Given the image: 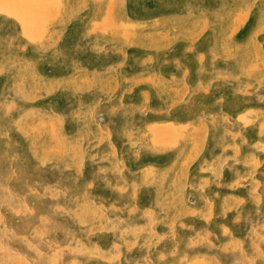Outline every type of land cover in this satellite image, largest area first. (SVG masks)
Returning a JSON list of instances; mask_svg holds the SVG:
<instances>
[{"label": "rangeland", "instance_id": "374dc122", "mask_svg": "<svg viewBox=\"0 0 264 264\" xmlns=\"http://www.w3.org/2000/svg\"><path fill=\"white\" fill-rule=\"evenodd\" d=\"M30 4L0 6V264H264V0Z\"/></svg>", "mask_w": 264, "mask_h": 264}, {"label": "bare ground", "instance_id": "6f19581e", "mask_svg": "<svg viewBox=\"0 0 264 264\" xmlns=\"http://www.w3.org/2000/svg\"><path fill=\"white\" fill-rule=\"evenodd\" d=\"M34 2V0H33ZM223 5V4H222ZM0 6H6V8H8V10L21 14V13H25L26 16L25 20L28 21L31 18V14L32 12V6L30 4V0H28L27 2H25V0H0ZM8 12V11H7ZM53 12V11H52ZM3 13V12H2ZM9 13V12H8ZM29 13V14H28ZM10 14V13H9ZM11 16V15H10ZM33 16H35V14H33ZM36 17V16H35ZM50 17V16H49ZM17 19V17H15ZM34 18V17H33ZM242 18V17H241ZM134 20V19H133ZM243 20V19H242ZM241 20V21H242ZM23 21V19H22ZM23 24V23H22ZM23 29V28H22ZM30 30V27H29ZM94 30V29H93ZM92 30V31H93ZM97 30V29H96ZM24 31V30H23ZM33 32H31L32 34ZM35 34V32H34ZM124 34V33H123ZM26 35V34H25ZM84 36V35H83ZM79 37V36H78ZM35 38V37H34ZM27 45V44H26ZM122 47V46H121ZM46 50V49H45ZM95 52V51H94ZM177 62V61H176ZM120 71V70H119ZM37 73V72H36ZM43 77V76H42ZM241 77V76H240ZM200 80V79H199ZM217 80V79H216ZM196 84V83H195ZM253 90V89H252ZM9 92V91H8ZM2 96V95H1ZM66 103V102H65ZM47 105V104H46ZM23 108V107H22ZM55 109V108H54ZM201 112V111H200ZM245 117V116H244ZM7 119V118H6ZM33 119V118H32ZM167 119V118H166ZM217 119V118H216ZM39 120V119H38ZM9 122V121H8ZM7 122V123H8ZM237 124V123H236ZM90 125V124H89ZM137 126V125H136ZM22 128V127H21ZM119 129V128H118ZM158 129V128H157ZM173 129V128H172ZM23 130V129H22ZM157 131V130H156ZM52 132V131H51ZM22 133V132H21ZM218 134V133H217ZM168 135V134H167ZM176 135V134H175ZM23 136V135H22ZM178 136V135H177ZM34 137V136H33ZM174 138V137H173ZM178 138V137H177ZM61 140V139H60ZM33 141V140H32ZM161 142V141H160ZM34 151V150H33ZM149 154V153H148ZM168 157V156H167ZM65 159V158H64ZM62 160V159H61ZM202 160V159H201ZM157 165V164H156ZM198 165V164H197ZM200 165V164H199ZM159 166V165H158ZM137 176V175H136ZM197 176V175H196ZM41 177V176H40ZM202 177V176H201ZM19 178V177H18ZM264 178V177H263ZM77 182V181H76ZM55 187V186H54ZM154 187V186H153ZM259 187V186H258ZM9 190V189H8ZM61 190V189H60ZM103 191V190H102ZM10 195V194H9ZM76 196V195H75ZM80 198V197H79ZM177 198V197H176ZM56 199V198H55ZM6 200V199H5ZM4 203V202H3ZM83 203V202H82ZM153 203V202H152ZM242 203V202H241ZM62 206V205H61ZM105 206V205H104ZM138 206V205H137ZM191 207V206H190ZM195 207V206H194ZM38 208V207H37ZM56 208V207H55ZM62 210V209H61ZM70 210V209H69ZM28 211V210H27ZM66 213V212H65ZM33 217V216H32ZM215 217V216H214ZM45 219V218H44ZM136 220V219H135ZM141 222V221H140ZM236 222V221H235ZM248 223V222H247ZM156 227V226H155ZM74 228V227H73ZM83 228V227H82ZM197 229V228H196ZM170 232V231H169ZM171 233V232H170ZM42 238V237H41ZM128 238V237H127ZM160 242V241H159ZM33 243V242H32ZM6 244V243H5ZM143 244V243H142ZM127 246V245H126ZM38 247V246H37ZM85 247V246H84ZM34 251V250H32ZM41 251V250H40ZM91 252V250H90ZM6 253V252H5ZM19 254V253H18ZM74 254V253H73ZM127 256V255H126ZM40 257V256H39ZM143 260V259H142ZM64 261V260H63ZM112 261V260H111ZM100 262V261H99ZM137 262V261H136ZM196 262V261H195ZM116 263V262H115ZM252 263V262H251ZM105 264V263H104ZM112 264V263H111ZM171 264V263H170Z\"/></svg>", "mask_w": 264, "mask_h": 264}]
</instances>
